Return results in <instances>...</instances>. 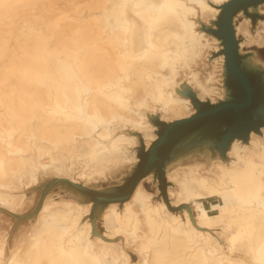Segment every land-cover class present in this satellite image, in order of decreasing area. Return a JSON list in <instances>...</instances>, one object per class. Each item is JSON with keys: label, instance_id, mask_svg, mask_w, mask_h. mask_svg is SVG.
<instances>
[{"label": "bare ground", "instance_id": "6f19581e", "mask_svg": "<svg viewBox=\"0 0 264 264\" xmlns=\"http://www.w3.org/2000/svg\"><path fill=\"white\" fill-rule=\"evenodd\" d=\"M39 1L0 0V23L14 22L20 8ZM225 1L48 0L34 26L11 25L0 33V206L15 212L26 197L19 191L35 185L41 172L80 182L136 160L131 147L138 135L127 130L141 132L150 147L157 138L150 111L168 121L192 115L191 98L174 85L188 70L201 99L216 92L213 72L203 77L197 68L212 45L194 18L199 9L201 18L218 15ZM23 17L29 20V13ZM249 41L263 43L264 35L250 33ZM216 56L214 67L225 60L223 53ZM261 129L263 135L252 131L248 143L234 139L230 161L166 172L179 187L171 204L193 202L195 221L187 208L151 202L153 193L142 184L146 176L123 209L119 202L105 207L104 235L124 236L141 264H264ZM48 193L36 224L11 255L7 235L0 236V264H122L112 242L92 235V200L52 203ZM167 193L175 195L170 186ZM89 212L90 220H81ZM217 222L238 257L234 249L222 252L212 232Z\"/></svg>", "mask_w": 264, "mask_h": 264}, {"label": "water", "instance_id": "95a60500", "mask_svg": "<svg viewBox=\"0 0 264 264\" xmlns=\"http://www.w3.org/2000/svg\"><path fill=\"white\" fill-rule=\"evenodd\" d=\"M264 0H227L220 5L214 27L203 24V29L214 34L221 42L215 53L224 54V75L227 95L218 102L201 99L196 90L185 86L181 93L190 97L195 112L187 117L170 121L153 116L157 126V138L146 147L140 136L139 161L118 191L95 190L68 178L55 177L43 190L36 211L43 198L58 183H66L72 189L88 195L93 201V210L111 202L123 203L133 195L139 182L153 173L159 181L162 197L170 209L177 211L188 204L172 205L167 193L166 167L180 154L197 147L209 145L225 156L234 139H250L252 131L259 132L264 126V69L247 62L249 54L242 53L234 27L235 16L243 12L256 20L258 13L251 11ZM20 217V216H19Z\"/></svg>", "mask_w": 264, "mask_h": 264}, {"label": "rangeland", "instance_id": "374dc122", "mask_svg": "<svg viewBox=\"0 0 264 264\" xmlns=\"http://www.w3.org/2000/svg\"><path fill=\"white\" fill-rule=\"evenodd\" d=\"M47 4L48 0H40L36 5L37 7H32L29 10L20 8L16 13L14 22H8L7 20H5L0 23V33H4V31L11 25L19 27L20 29L24 24L34 26L40 13L43 11L42 8L46 7ZM62 6H66V3L62 2ZM251 11L258 13V17L256 18V20L252 19V17H247V15L243 12H240L235 16L234 27L236 36L240 41L241 52L249 54V57L247 58L248 64L259 69H264V42L257 43L249 41L250 33H253V35H258L259 33H261L264 35V23H261V21H264V3L260 4L256 8H251ZM25 13H29V17H27L29 20L23 21V14ZM67 13H72V11L68 10ZM200 13L201 12L199 9V16L194 18L198 21L199 30H203V24L208 27L215 26V20L217 19L218 15L214 16L212 13L207 12L201 18ZM247 18L250 19V23L247 21ZM205 32L209 37H211L210 40L212 47L207 48L206 56L203 60L200 61V63L197 65V68L201 71L203 77H205L208 71L213 72V80L211 81V84L215 86L216 92L207 94L203 99L210 100L212 102H218L220 99H224L227 95L224 75V63L219 62L218 67H214L213 61L217 57V53L215 52L218 51L219 48H221V42L219 39H217V42L213 41L212 37H214L215 35L207 31ZM216 46H218L217 50L215 49ZM177 80V84L174 85V89H176V92L177 88L179 87L182 91L185 86H190L191 83L188 82L189 71L181 70ZM191 85L196 90H198L193 84ZM190 107L194 108L192 102L190 104ZM148 114V119L155 126L154 132L157 133V126L153 122V116L158 115L161 118V112L150 111L148 112ZM127 131L130 133H137L138 135L137 145L131 147V149L136 152V160L132 159L131 161L115 166L102 174H96L92 178L79 177V181L81 184H84L87 187L95 190H110L114 188L112 189L113 191H118L120 189V186L125 183L126 177L131 173V171L139 161L138 146L140 145V136L142 137V133L137 130L128 129ZM258 133L263 135L262 129ZM249 140L246 142L248 143ZM218 158H221L224 161L231 160V157L228 155V153L223 156L219 151L213 150L209 145L197 147L180 154L176 159L169 162L166 167V172H173L175 168L179 166L190 168L191 166L195 167L197 164L200 165V168H210L213 161ZM203 171L209 172L208 169H203ZM150 174L142 180V184L147 190L153 193L151 202L157 203L158 201H161L163 199L162 192L159 188L158 179L155 178L153 173ZM77 175L78 174H76V176ZM55 177L56 176L54 175H44L41 172L39 181L35 185L20 190L19 192H25L26 197L24 198V201L22 203L17 205L15 212H12L0 206V236L7 235L6 250L8 256L12 254L17 239L25 235L27 236L30 233L31 228L36 224L38 215L36 208L42 197L45 185ZM170 181H168V187L170 186L175 191V195L170 200L176 201L178 199L177 191L179 190V187L173 180ZM61 199H71L80 203H86L91 200L88 195L82 194L79 191L72 189L69 185L63 182L53 186L46 197V200L52 203H55L56 201ZM192 204L194 205V203L192 202L188 204L189 208H184H187L189 210L191 217L195 221L197 212L194 211V207ZM106 206H98L95 208V211L93 210L94 232L92 231V235L94 234L93 236H100L95 234L102 233V237L104 236V240L112 242L110 243L111 249L118 255V262L122 264H141V255L139 254V252L132 249L128 244H126V239L124 236L108 237L104 235V232L107 230V228L103 222L102 213ZM118 206L120 210L123 209V203H118ZM183 209L177 211H181ZM89 215L90 212L87 215L83 216L81 220H90ZM212 232H214V235L218 238L217 240L219 246L222 247V252L231 253L230 250L234 249L235 251H233L232 253L237 257L239 256V253L236 251L235 246L231 244L230 240L227 237L228 232L219 222L213 225Z\"/></svg>", "mask_w": 264, "mask_h": 264}]
</instances>
